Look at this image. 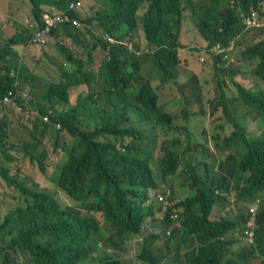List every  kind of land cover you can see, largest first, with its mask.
Returning <instances> with one entry per match:
<instances>
[{
    "label": "trees",
    "instance_id": "obj_1",
    "mask_svg": "<svg viewBox=\"0 0 264 264\" xmlns=\"http://www.w3.org/2000/svg\"><path fill=\"white\" fill-rule=\"evenodd\" d=\"M71 1L82 2L80 9L69 12L80 25L66 22L49 35L58 37L62 29L65 36L82 35L86 44L76 52L66 43L59 45L73 64L70 71L62 69L63 80L50 81L40 95L33 90L22 95L21 70L4 57L11 49L7 45L0 50V209L3 198L10 204L0 210V264H83L96 251L95 236L117 248L133 234L141 237L137 258L146 264H158L163 257L174 264H245L254 258L264 264V128L253 131L249 120L253 115L264 122V88L235 81L226 65V57L239 48L240 60L255 61L251 74L264 84V28L258 31L264 26V0H102V8L91 11H82V0H60L59 9ZM186 18L193 20L205 43L198 47L209 57L202 71L208 66L218 77L214 111L221 108L224 124L214 138L224 155L203 143L192 146L188 119L195 114L190 109L179 111L184 121L180 126L188 134L179 148L177 112L157 102L158 94L141 73L149 61L158 70L155 77L177 83L179 49L189 48L181 36ZM95 59L97 72L91 69ZM223 76H229L235 95L226 92L229 82ZM191 78L196 94L200 72H191ZM74 85H84L85 91L70 100ZM228 99L236 107L242 102L245 118ZM24 113L28 117L21 136L30 137H24L26 143L12 141L14 117ZM150 123L172 132L160 142L155 163L157 140ZM47 131L53 150L62 146V134L70 137L67 157L56 169L57 178L51 177L52 189L10 173L17 164L15 152L29 156L45 172L48 151L39 148ZM173 176L188 184V195L176 194L175 183H169ZM6 186L10 192H4ZM60 195L69 205H63ZM230 198L236 204L229 207L233 217L212 218L216 205L227 206ZM146 219L164 230L145 232ZM105 223L115 233H107ZM240 225L243 236L236 233ZM156 240H162V247L155 246ZM239 241L249 249L232 256ZM95 264L124 263L102 253Z\"/></svg>",
    "mask_w": 264,
    "mask_h": 264
},
{
    "label": "rangeland",
    "instance_id": "obj_2",
    "mask_svg": "<svg viewBox=\"0 0 264 264\" xmlns=\"http://www.w3.org/2000/svg\"><path fill=\"white\" fill-rule=\"evenodd\" d=\"M102 0H99V2H96L94 0H88V11H91L90 9H99L102 8ZM87 13V12H86ZM264 23V19L261 20ZM259 26V25H258ZM264 26H259L258 31H262ZM183 34L181 35L183 39H185L186 45L189 46V48H183L179 49L180 51V59H179V74L176 79L175 83L171 79H166L162 78L161 76L155 77L156 72L158 71L156 67L151 66V63L149 61H146L145 63L142 64V74L143 76L150 81L151 87L156 91L158 94V100L157 102L159 104H162L167 111L170 113H175L177 112V115H175L176 119L175 120V125L179 128H177L176 136L180 140V144L178 147H181V143L185 142L187 140L188 134L184 132L183 128L180 125H183L184 121L181 120V115L179 114V111H187L190 109L195 116L192 118L188 119V125H189V130H190V135L191 136V141H192V146L195 148V145L197 144L200 145L203 143L206 147H210L211 150L217 151V155H224L226 150H217L215 147V141L216 139L214 136L217 133H221L222 129L220 128V125L224 121L220 119V116H222V110L219 108L217 111H214V106L219 98V91L217 89V79L218 77L214 74L211 73V70L208 66L207 71H202V66L203 63L207 60H209L208 55L204 52V50H200L198 47L204 45L205 43L202 42V37L198 35V32H195L194 29V22L191 18H186L184 19V28H183ZM186 36V38H185ZM182 39V40H183ZM112 43V42H111ZM144 56V55H140ZM186 56L188 60H192L187 64L183 59ZM193 56L195 58H193ZM227 58V66H228V73L231 74V76L234 77V80L246 85V86H253L254 88H264V84L261 83L253 74H251L252 68L255 66V61L247 62L240 60V55H239V48H236L230 52V54L226 57ZM71 62H68L67 64H70ZM91 65H93L91 63ZM100 64L97 62V64L93 65L91 69H93L95 72L98 71ZM226 66V67H227ZM205 67V66H204ZM191 72H200V85L197 89V93L194 94V84L193 80L191 78ZM234 74V75H233ZM147 75H151L152 77H148ZM143 80V77H141ZM34 79H37V76L34 77ZM223 81L228 84L229 86L226 90V92L229 94V96L235 95L236 88H233L230 82L229 76H223ZM258 80L259 85H255V81ZM144 81V80H143ZM254 84V85H253ZM30 89H28L29 92ZM74 100V98H73ZM229 103L232 104L233 106L236 107V104H233L232 100H229ZM239 105L236 107L238 108L241 112L240 115L244 117V114L246 113V107L244 105L240 104L238 101ZM35 111V109L31 110ZM28 112V111H27ZM252 115V114H251ZM28 113H24L21 118L14 117V119L17 121L15 125V131L12 133V141H18V142H27V140L24 138L25 136L28 138V133H26L24 136H21L23 133V130L20 129L22 127L23 121H27ZM23 118V119H22ZM22 119V120H21ZM251 122V128L255 132H262L264 128V122L262 121L261 117L257 118L254 117L253 115L251 118H249ZM22 121V122H20ZM187 123V122H186ZM147 127H154L152 129V136H154L157 140V148L154 150V159L152 162H156L157 154L159 152V144L163 139H170L172 136V132H165V130L158 126L148 124ZM229 128H225V132H228ZM14 132H17L15 135ZM150 132V133H151ZM222 137V136H221ZM53 136H51V132L47 131L46 134L43 135L42 137V143L40 146V150L42 148H46L48 151V156H47V166L45 172H40L38 170L37 165L34 163H30L29 156L27 155H22L17 152H15L17 164L15 167L11 168V174L12 176H16V173L18 174L17 177L23 179V181H35L38 183L40 187H44L47 189H52L55 186L54 180L57 178V167L61 164L63 160L67 157V151L66 146L69 143L70 137L67 135L62 134L61 135V143L62 146L57 148L56 150L52 149L53 145ZM69 146V145H68ZM203 149V147H199ZM17 167V169H16ZM51 177H54V180H51ZM181 177H176L173 176L171 177V181L175 183V186L173 187L175 190H179L176 194H179L181 196H186L189 194V191L191 190L186 183H180ZM10 187H5V191H9ZM12 191V190H11ZM10 192V191H9ZM12 193H15L13 190ZM62 197L61 201L63 205H69V200L65 199L63 195H60ZM230 203L229 205H216L214 208L211 216L212 218H219V217H228L232 218L233 215L231 212H229V207H235V201L233 198H230ZM232 200V202H231ZM6 198H3L2 200V206L0 209L1 211H5L8 206L10 205ZM15 200H11V203H14ZM226 207V208H225ZM5 209V210H4ZM0 211V215L3 213ZM154 223V227H151V224ZM106 224V223H105ZM243 225H240L239 229L236 231L237 236H243L242 235V227ZM104 229L107 233H115V230L111 229L107 224L104 225ZM145 232H161L164 230L163 226H158V223L151 220V219H146L143 224V228ZM146 235V233H144ZM96 241L94 242V249H96L95 252H91L90 258L83 262L84 263H91L95 264L97 261V257L100 256L102 253H106L109 256L115 257L120 259L124 264H146L143 263L141 260L137 258L138 255V250L141 246V237L139 235L133 234V235H128L125 239V241L120 242V246L115 248L113 247L110 243H108L103 237L95 236ZM155 242V246H157V243L159 244L160 247H162V240ZM246 242V241H245ZM245 248L249 249L247 246H243V241L238 242V246L235 248L233 247L231 251V255L235 256V253L237 252L238 254H241L239 251L244 250ZM160 252L157 251V254ZM19 258V260H21ZM259 260L254 258L251 259L250 261H245V264H259ZM158 264H174V260L172 258H161L158 262Z\"/></svg>",
    "mask_w": 264,
    "mask_h": 264
},
{
    "label": "crops",
    "instance_id": "obj_3",
    "mask_svg": "<svg viewBox=\"0 0 264 264\" xmlns=\"http://www.w3.org/2000/svg\"><path fill=\"white\" fill-rule=\"evenodd\" d=\"M59 1L0 0V50L7 45L11 49L4 57L6 61L12 60V64H16L21 70L24 80L21 85L22 95L28 89L40 95L48 88L50 81L59 82L64 79L61 74L62 69L70 71L73 64H67L68 60L60 51V44L66 43L73 52L83 50V45L86 44L81 37L82 35L65 36L62 29H60L62 33L58 37L48 35L43 44L29 43L24 20L29 19L32 22H37V20L51 13L53 9L60 10ZM82 1L84 5L82 11L88 10V0ZM94 1L99 2V0ZM95 10L98 9L95 8ZM94 24H96V21L92 26H95ZM93 29H96V27H93ZM79 30L85 31L82 27ZM85 37L87 38L88 35H85ZM92 64L95 67L97 60L95 59ZM3 65L4 63L0 62L2 70ZM36 76L37 79L35 80L34 77ZM74 86L69 90L70 100L82 95L85 91L84 85Z\"/></svg>",
    "mask_w": 264,
    "mask_h": 264
},
{
    "label": "built area",
    "instance_id": "obj_4",
    "mask_svg": "<svg viewBox=\"0 0 264 264\" xmlns=\"http://www.w3.org/2000/svg\"><path fill=\"white\" fill-rule=\"evenodd\" d=\"M80 7H82L81 1H71L66 9L63 10L53 9L51 13L45 15L41 19V22L39 23L32 22L29 19H25L24 24L29 31V37H28L29 43L43 44L46 41V37L50 34L51 30L60 24L70 22L72 25H77V26L80 25L79 19L71 18L69 14L70 11L80 9ZM252 21L249 20V22ZM108 40L113 42V39L111 37H109ZM46 119L47 117L44 116V120ZM252 234L253 232L249 233L250 238L252 237Z\"/></svg>",
    "mask_w": 264,
    "mask_h": 264
},
{
    "label": "clouds",
    "instance_id": "obj_5",
    "mask_svg": "<svg viewBox=\"0 0 264 264\" xmlns=\"http://www.w3.org/2000/svg\"><path fill=\"white\" fill-rule=\"evenodd\" d=\"M247 226L250 227V228H252L253 223H251V221H250V222H248ZM247 231L250 233V232H252V229H251V230H247ZM249 233H248V234H249ZM248 241H249V242L253 241V234H252V237H251V238H250V235H249V237H248Z\"/></svg>",
    "mask_w": 264,
    "mask_h": 264
}]
</instances>
